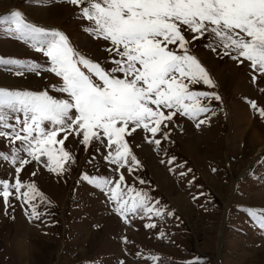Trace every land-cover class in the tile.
Returning a JSON list of instances; mask_svg holds the SVG:
<instances>
[{"label": "rangeland", "instance_id": "obj_1", "mask_svg": "<svg viewBox=\"0 0 264 264\" xmlns=\"http://www.w3.org/2000/svg\"><path fill=\"white\" fill-rule=\"evenodd\" d=\"M13 9L37 26L64 32L77 51L110 66L104 51L108 42L84 30L89 22L70 0H0V15ZM207 43L205 38L191 40L190 49L214 85L200 82L192 87L214 91L221 99L202 101L210 104V112L202 114L200 119L207 120L199 127L177 113L166 124L168 138L160 133L155 137L161 139L159 148L142 128L128 131L125 140L140 162L132 171L105 161L107 147L94 141L85 146L76 133L57 134L64 144L55 147L63 146L73 155L63 173L49 171L46 157L37 161L22 154L29 162L20 178L33 181L50 203L41 209H47V215L36 219L24 201L10 197L5 206L0 198V264H264V228L247 212L264 209V118L248 102L264 107V74L246 60L241 63L219 49L211 51ZM0 57L42 65L47 59L30 43L6 33L3 25ZM58 80L50 71L17 75L15 69L0 65V87L47 90L59 97L53 87ZM8 150L6 138L0 137V151ZM17 166L0 158V179L14 182ZM84 174L113 181L122 174L120 189L148 190L165 207L163 218L138 212L125 219L115 211L110 192L84 180ZM151 256L158 259L154 262Z\"/></svg>", "mask_w": 264, "mask_h": 264}, {"label": "snow or ice", "instance_id": "obj_2", "mask_svg": "<svg viewBox=\"0 0 264 264\" xmlns=\"http://www.w3.org/2000/svg\"><path fill=\"white\" fill-rule=\"evenodd\" d=\"M70 3L79 6L89 22L84 30L108 42L104 51L108 53L110 66H102L77 51L64 32L29 22L19 10L0 15V25L6 33L30 43L47 58L42 65L31 59L0 57V65L10 71L15 69L17 75L45 70L59 78L58 87L53 86L59 97L47 90L0 87V137L6 138L9 146L8 151H0V158L19 165L15 167L14 182L0 179V198L5 206L10 197L24 201L30 217L36 219L47 215V209H41L50 202L33 181L20 178L21 169L29 162L22 154L37 161L46 157L49 171L63 173L73 155L63 146L55 147L64 144L63 139H57L58 133L65 137L70 133L82 135L81 143L85 146L99 142L109 149L103 157L105 161L127 165L132 171L140 162L125 140L128 131L142 128L151 134L146 139L159 148L161 139L155 137L160 133L162 139L168 138L170 129L166 124L177 113L197 121V127L206 122L207 116L200 117L210 112V104L202 101L213 98L219 101L221 97L214 91L193 89L200 82L212 87L214 81L191 53V40L205 38L208 41L205 46L211 51L219 49L241 63L246 60L251 69L264 74V0H70ZM252 79L256 80V76ZM248 102L264 118V107H258L255 100ZM174 159L170 158L168 163ZM83 179L110 192L115 211L125 219L138 212L163 218L166 212L146 189L126 186V192L121 190L122 174L116 181L88 174ZM247 212L264 228V209L248 208ZM160 235H164L163 231ZM150 258L154 262L158 259Z\"/></svg>", "mask_w": 264, "mask_h": 264}, {"label": "trees", "instance_id": "obj_3", "mask_svg": "<svg viewBox=\"0 0 264 264\" xmlns=\"http://www.w3.org/2000/svg\"><path fill=\"white\" fill-rule=\"evenodd\" d=\"M177 264H182V263H177ZM193 264H198V263H193Z\"/></svg>", "mask_w": 264, "mask_h": 264}]
</instances>
